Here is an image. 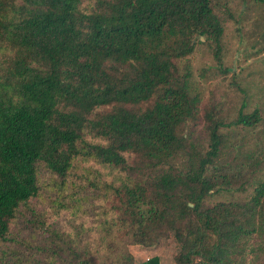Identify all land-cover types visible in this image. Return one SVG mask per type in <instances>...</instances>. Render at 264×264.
Here are the masks:
<instances>
[{"label":"trees","instance_id":"1","mask_svg":"<svg viewBox=\"0 0 264 264\" xmlns=\"http://www.w3.org/2000/svg\"><path fill=\"white\" fill-rule=\"evenodd\" d=\"M216 2L0 0V264H134L162 231L174 264H264V159L225 131L263 116L192 92L197 44L221 51ZM199 114L208 150L171 165Z\"/></svg>","mask_w":264,"mask_h":264},{"label":"rangeland","instance_id":"2","mask_svg":"<svg viewBox=\"0 0 264 264\" xmlns=\"http://www.w3.org/2000/svg\"><path fill=\"white\" fill-rule=\"evenodd\" d=\"M216 9L226 14L221 51L217 57L206 43L197 44L189 58L192 92L199 94L202 108L213 107L226 121L234 120L241 108L248 113L258 109L263 117L255 128L233 125L225 131L232 144L243 145L246 152L258 151L264 159V3L217 0ZM202 115L183 124L181 134L185 145L171 160V165L186 167L191 154L204 155L208 150L209 134ZM232 157V153H227L222 161L230 162ZM261 173L264 175V164ZM251 189L215 191L207 197V203L240 200L249 195ZM31 204L38 209L48 206L41 199H33ZM129 251L134 264L155 255L163 264H174L178 244L172 233L162 231L152 236V243L130 245Z\"/></svg>","mask_w":264,"mask_h":264},{"label":"crops","instance_id":"3","mask_svg":"<svg viewBox=\"0 0 264 264\" xmlns=\"http://www.w3.org/2000/svg\"><path fill=\"white\" fill-rule=\"evenodd\" d=\"M158 257H159V256H158ZM148 258H149V257H148ZM148 258H147V259H148ZM147 259H145V260H147ZM159 259H160V258H159ZM145 260H144V261H145ZM160 262L162 263V260H161V259H160ZM162 264H163V263H162Z\"/></svg>","mask_w":264,"mask_h":264},{"label":"water","instance_id":"4","mask_svg":"<svg viewBox=\"0 0 264 264\" xmlns=\"http://www.w3.org/2000/svg\"><path fill=\"white\" fill-rule=\"evenodd\" d=\"M203 40V38H201Z\"/></svg>","mask_w":264,"mask_h":264}]
</instances>
